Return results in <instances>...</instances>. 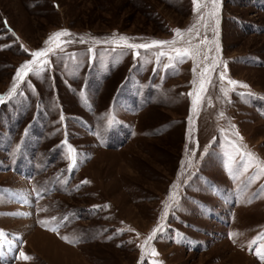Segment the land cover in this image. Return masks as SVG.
I'll return each mask as SVG.
<instances>
[{
  "label": "rangeland",
  "instance_id": "1",
  "mask_svg": "<svg viewBox=\"0 0 264 264\" xmlns=\"http://www.w3.org/2000/svg\"><path fill=\"white\" fill-rule=\"evenodd\" d=\"M0 97V264H264V0H0Z\"/></svg>",
  "mask_w": 264,
  "mask_h": 264
},
{
  "label": "snow or ice",
  "instance_id": "2",
  "mask_svg": "<svg viewBox=\"0 0 264 264\" xmlns=\"http://www.w3.org/2000/svg\"><path fill=\"white\" fill-rule=\"evenodd\" d=\"M193 3L194 5L196 4V0H193ZM213 15H215V13H213ZM190 30V29H189ZM176 34L179 36L181 35L180 31L179 30H176ZM66 35H69V33H67L66 31H61V32H56V33H53L50 37H49V40L46 41V43H53V42H57V46L58 45V41L59 39L62 37V36H66ZM121 40H124L123 37L120 38ZM157 42H153V45H155ZM174 43V41H173ZM129 47H149V45H128ZM177 51V56H184V55H187L188 53L186 51H181L179 49L176 50ZM31 55L33 56L34 60L30 63H25L23 65H21V67L17 70V75L14 79H22L24 75L27 74V72L29 71H32L33 70V64L37 62V58H40L44 55H46V51L45 50H40V51H35L33 53H31ZM41 63L43 64H47V60H43L41 61ZM224 77L222 76L221 79H223ZM229 84L235 86L237 82L235 81H228ZM241 87H247V85H240ZM202 90H203V84H202ZM15 91V85H13V87L9 90L8 92V96H11L12 93ZM3 97H0V102L3 101ZM199 99V97H197L196 100L193 101L194 105L196 104L197 100ZM73 150L72 149H69V153H71ZM87 181H85L86 183ZM155 229L153 230V233L152 235L154 236L155 235ZM2 235V234H0ZM231 235H235V234H231ZM152 236L149 237V239H151ZM67 239V238H65ZM153 255H155L156 253L153 251L152 253ZM24 254L21 253V256H23ZM25 259H28V257H24Z\"/></svg>",
  "mask_w": 264,
  "mask_h": 264
},
{
  "label": "bare ground",
  "instance_id": "3",
  "mask_svg": "<svg viewBox=\"0 0 264 264\" xmlns=\"http://www.w3.org/2000/svg\"><path fill=\"white\" fill-rule=\"evenodd\" d=\"M25 225V224H24ZM18 234H23L22 233V231L21 230H18ZM12 248H9V249H7L6 251H8V252H6L5 254H4V256H6L5 258L7 259L8 258V253H11L12 252V250H11ZM4 252V251H3ZM11 255H12V253H11ZM11 256L9 255V258H10Z\"/></svg>",
  "mask_w": 264,
  "mask_h": 264
}]
</instances>
